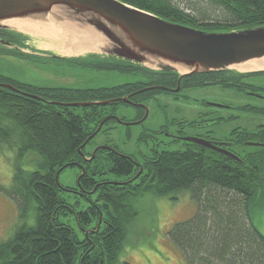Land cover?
<instances>
[{"label":"trees","instance_id":"16d2710c","mask_svg":"<svg viewBox=\"0 0 264 264\" xmlns=\"http://www.w3.org/2000/svg\"><path fill=\"white\" fill-rule=\"evenodd\" d=\"M122 1L166 20L208 32L264 25V0H202L223 11V21L199 18L192 7L187 10L174 0ZM98 56L89 53L62 58L127 70L118 63L85 61ZM140 67L149 74V82L99 89L37 87L0 73V150L16 151L13 183L10 187L0 183V192L15 200L23 221L13 236L0 242V264H119L130 226L140 213V199L147 194L175 198L185 189L191 190L198 212L193 218L176 223L169 235L189 264H264V235L254 223L255 215L264 212V145H251L255 148L243 153L233 150L234 146L248 142L264 144V129L236 130L234 139L220 143L241 161L185 140L183 149L154 151L141 165L116 148L99 147L92 160L99 153L106 154L111 162L110 171L125 179L98 181L95 178L98 169L90 171L85 166L79 173V184L89 202L87 207L76 210L80 202L72 205L61 195L63 188L56 178L58 170L84 164L83 156H92L85 152L86 140L103 120L109 117L103 126L113 120V116L104 118V108L109 105L68 103L127 97L130 101H115L110 106L134 104L141 118L146 112L140 104L143 100L162 91L180 96L171 90L179 84L180 91L215 83L258 91L243 82V78L255 72L227 69L181 76L177 71ZM77 107L82 113L75 111ZM30 152L37 155L30 160L35 162V168L25 170L22 160ZM67 212L75 213L80 227L88 231L86 236L81 238L72 225L61 221L60 216Z\"/></svg>","mask_w":264,"mask_h":264},{"label":"rangeland","instance_id":"374dc122","mask_svg":"<svg viewBox=\"0 0 264 264\" xmlns=\"http://www.w3.org/2000/svg\"><path fill=\"white\" fill-rule=\"evenodd\" d=\"M187 10H194L199 18L206 16L210 20H224V13L212 8L202 0H174ZM12 26V25H11ZM53 26V25H52ZM11 30V31H10ZM10 39L13 45L0 42V73L22 83L37 87H57L68 89L113 88L126 83L149 82L150 76L142 65L128 63L115 57H90L86 63L112 62L126 66L127 70L105 68L66 59L51 47V38L43 34L30 35L12 26L1 34ZM3 37V39H5ZM79 41L80 43L86 42ZM29 45L38 53H26L22 45ZM31 49V48H30ZM34 49H31V51ZM43 52H39V51ZM56 55V57L52 56ZM88 61V62H87ZM130 69V70H128ZM234 71L242 72L233 67ZM252 73V72H242ZM243 82L254 86L264 95V72H255L243 78ZM249 88L226 86L220 83L184 88L180 96L162 91L140 104L148 109L147 117L140 123L137 106L121 103L106 106L103 113L113 116L86 144L85 152L93 155L99 147L116 148L122 154L131 156L141 165L146 156L154 151L181 150L184 136L207 137L214 142L234 139L236 130L258 132L264 129V97L253 93ZM219 103L223 106H216ZM82 113L80 107L75 109ZM124 120L125 124L120 121ZM94 126V123L91 124ZM181 139H179V138ZM251 145H237L233 150L243 153L253 150ZM37 155L28 153L22 160L25 170L35 168L30 160ZM70 166L60 172L59 183L63 188L61 195L72 205L80 202L76 210H84L88 201L81 192L79 173L85 169H98L95 178L111 182H121L125 177L110 171L111 162L106 154L99 153L93 161ZM16 151L0 150V183L10 187L15 171ZM102 172V173H101ZM140 173V172H139ZM75 187L76 190L65 187ZM95 198V194H92ZM140 213L130 226L119 264L129 261L132 264H189L184 253L172 242L169 232L178 222L193 218L198 212V203L191 190L185 189L172 196L147 194L139 201ZM60 216L62 222L72 225L83 238L88 231L83 230L76 220L75 213L67 212ZM18 206L12 197L0 192V242L13 236L22 224ZM254 223L264 235V212L255 215Z\"/></svg>","mask_w":264,"mask_h":264},{"label":"water","instance_id":"95a60500","mask_svg":"<svg viewBox=\"0 0 264 264\" xmlns=\"http://www.w3.org/2000/svg\"><path fill=\"white\" fill-rule=\"evenodd\" d=\"M52 14L54 17L51 18ZM14 19L72 27L86 34V42L95 49L85 55L96 53L122 58L154 70L177 71L181 76L233 69L235 65L264 58V25L226 32H208L166 20L122 0H0V29H10L12 26L5 22ZM0 42L12 45L2 38ZM180 89L179 84L175 91ZM251 93L264 97L257 92ZM115 101L130 100L123 97L67 105H110ZM212 104L223 106L219 103ZM147 115L148 109L144 118L134 123L142 122ZM108 119L109 117L101 122L83 146L101 130ZM183 139L241 161L237 154L223 148L220 143L197 136H184ZM247 145L264 144L248 142ZM95 153L96 151L86 160H92ZM63 169L57 172L58 181ZM142 170L141 167L140 172Z\"/></svg>","mask_w":264,"mask_h":264},{"label":"bare ground","instance_id":"6f19581e","mask_svg":"<svg viewBox=\"0 0 264 264\" xmlns=\"http://www.w3.org/2000/svg\"><path fill=\"white\" fill-rule=\"evenodd\" d=\"M52 17H54V14L51 15V18ZM5 23L17 27L30 35L43 34L45 37L51 38L53 41L51 42V47L67 57H79L85 55L87 52L95 50L94 47L87 42H79L84 41L83 37H85L86 34L69 26L60 24L52 26L45 23L17 19L6 21ZM234 68L242 72L264 71V58L235 65Z\"/></svg>","mask_w":264,"mask_h":264},{"label":"crops","instance_id":"0c3cea01","mask_svg":"<svg viewBox=\"0 0 264 264\" xmlns=\"http://www.w3.org/2000/svg\"><path fill=\"white\" fill-rule=\"evenodd\" d=\"M11 31V30H10ZM22 47H23V49H24V51L26 52V53H30V54H32V53H34L35 54V52H33V50L31 51V49H34V48H32V47H29V45H22ZM31 48V49H30ZM34 51H36L35 49H34ZM39 52H43V51H39ZM36 53H38V51H36Z\"/></svg>","mask_w":264,"mask_h":264},{"label":"flooded vegetation","instance_id":"af4514ba","mask_svg":"<svg viewBox=\"0 0 264 264\" xmlns=\"http://www.w3.org/2000/svg\"><path fill=\"white\" fill-rule=\"evenodd\" d=\"M1 34H5V30H0V38L3 39L4 36H2ZM4 38H5V40H7V37H4ZM8 40H9V39H8ZM175 89H176V88H172L171 90H174V92H176ZM178 92H179V91H178ZM145 114H146V112H145ZM145 114H144L141 118H139L137 121H139V120H141L142 118H144ZM203 138H204V137H203Z\"/></svg>","mask_w":264,"mask_h":264}]
</instances>
